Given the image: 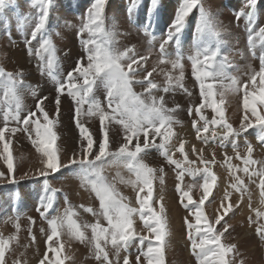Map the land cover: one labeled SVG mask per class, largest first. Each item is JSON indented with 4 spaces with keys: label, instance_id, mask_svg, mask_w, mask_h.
<instances>
[{
    "label": "snow or ice",
    "instance_id": "1",
    "mask_svg": "<svg viewBox=\"0 0 264 264\" xmlns=\"http://www.w3.org/2000/svg\"><path fill=\"white\" fill-rule=\"evenodd\" d=\"M258 2L259 0H246L245 7L235 14L237 22L241 18L245 20L248 32V49L253 57H256L257 47L254 35L261 41L258 70L249 66V72L245 73L247 79L241 80L238 75L229 72V68L236 67V65L227 55H220L219 45L215 50L205 46L204 37L206 35L210 34L217 40L224 35L218 30V21L213 13L204 7L202 0H181L173 22L159 45L160 63L170 64L172 70L165 73V84L161 87L149 79L156 68L153 67L152 71L144 68L147 57H136L134 47H126L121 50L114 46L117 34L107 30L105 26L107 0H93L86 15L82 17L78 32L80 35L86 32L89 36V39L83 41L84 55L67 73L64 80L59 79L52 71L57 59L56 45L53 43L52 37L46 33L52 0H37L39 8L37 19L30 38L25 36V43L29 55H35L38 60V71L42 75L46 74L54 82L56 117L53 118L45 110L44 103L48 99L46 96L37 98L35 111H28L22 115L23 103L20 90L28 88L31 95L35 97L37 89L25 83L23 70L6 71L4 67L0 66V87L4 90V100L0 101V114H2L3 120V126L0 127V144L3 147V150L0 151V159H3L7 169L6 172L0 171V181L6 182L10 174L14 172L13 152L10 146L11 137L17 133L25 134L35 151L40 154L42 168L39 170V176L45 178V194L40 197L37 212L48 225L47 250L39 259V264H65L67 260L71 259L70 256L64 255L65 245L63 243H60L58 247L53 246V243H57L62 234L67 235L70 240L89 245L94 251L95 258L102 261V264H114L107 250L109 246L116 250L115 264H120L121 250L127 252L130 246L137 242L143 246L145 241L148 242L146 251H141V254L135 257L134 262L128 255L123 256L122 264H141V255L145 258L146 264H166L169 230L165 208L161 203L159 211H156L150 203L153 194V179L156 177L157 171L161 174L159 179L163 184V168L150 167L142 158V154L152 148L159 150L160 155L165 158L167 163L174 165L177 169L176 191L180 193V202L183 206L186 209L191 208V215L195 220L193 223L189 217H185L184 223L188 228V238L191 241V251L196 258V264H245L244 259L237 260L240 255L237 246L227 243L225 240L229 226L226 223L221 224V221L234 207L231 203L225 206V201L229 200L231 193L227 189L225 190L220 208L217 209L212 219L204 211L205 202L209 201L213 189L217 185V176L212 171V165L217 162L215 153L212 154L211 159H206L202 154L203 149H200L198 158L203 167L193 168L190 165L195 164V161L189 160L185 151V141L181 140L177 151L183 156V161L173 159L169 154V146L175 135L173 124L181 123L175 115L180 109V105L177 104L169 108L166 105L165 96H157L155 93L158 91L174 93L176 89H179L191 96L184 84L183 61L185 57L181 51L180 36L186 27L188 17L198 11L199 19L196 23L198 40L194 54L189 55L187 60L191 62L192 76L199 85L200 103L195 106V113L203 124L201 126L197 120H193L192 126L197 138L205 144L209 140L215 141L217 138L220 140L221 147H225L228 143L231 144L236 158L243 161L244 167L241 169L239 165H233L232 157L224 153V164L234 181L230 187L241 193V198H243V193L248 191V186L237 173L241 171L245 173L250 183H255L254 178L258 177L257 186L260 191L261 203L264 204V163L258 169H250V165L254 166L258 163L252 158L253 145L246 142V154L241 156L238 151L237 139L242 132H246L249 128L259 127L260 134L257 136V141L261 146H264V26L256 31ZM136 5L137 0H131V7L128 9L129 15ZM10 6L11 0H0V16ZM155 6L156 0H152V8ZM149 11L151 12V8ZM8 34L11 36L10 31ZM38 35L41 39L38 47L34 49L32 42L37 40ZM145 35L151 36L149 43L156 39L147 31V28ZM173 42L176 45L175 58L166 60L165 57L169 55L168 46ZM138 72H147V75L143 79H136ZM173 72H178V75ZM134 84L146 86L143 87L141 93H137L134 91ZM98 88L105 90L107 110L94 97L95 90ZM65 94L70 96L76 105V125L80 129L81 139L86 140V145L81 144L82 157H77L74 154L67 164L61 162V150L57 144L59 137L55 130L58 124L61 97ZM228 96L239 97L238 102L243 109V118L239 128H234L225 118L224 105ZM217 97L219 98L217 99ZM85 104L88 105L86 112L83 111ZM206 107L212 109L213 115L210 119L204 115L203 110ZM37 112H39V116ZM192 112V107H189V115ZM81 115H86L89 118L98 117L101 132L99 140H94L88 129L80 122ZM13 123L16 126L10 127V124ZM110 125H119L124 133V142L115 151L110 150ZM210 125L222 126L225 131L218 137V134L213 130L211 136H208L206 134L209 132ZM157 137L160 138L159 143H156ZM192 151L194 153L198 151L194 145ZM109 158H111L110 163H122L130 173L134 174L135 179L125 180L120 177V182L139 189L136 192V202L139 207L125 203L127 197L118 191L115 183L108 182L102 174L104 163ZM74 167L79 169L81 186L90 189L99 201V209L92 207L84 209L96 217L93 223H79L74 219L78 213L71 206L66 207L62 215L49 218L50 210H54V194L57 190L48 185L47 177L50 173ZM185 174L202 175L203 182L199 185L202 194L198 200H194L190 194L192 185L188 186L187 191L181 186ZM145 189L147 195L141 197L140 193ZM185 197L187 203H185ZM18 198L19 194H17ZM160 199L162 200L163 197ZM65 202L68 203L67 197H65ZM221 209L223 210L222 214ZM253 211L256 220L252 221L249 217V221L256 223L255 231L264 240V222H262L264 221V211L259 209ZM137 216L149 235H143L136 231ZM16 219L18 221L19 216ZM101 219L106 223H102ZM29 220L30 223H34L32 218ZM217 225H221V228L218 229ZM15 227L18 231L20 228L18 222ZM40 231L44 233L45 230L41 228ZM29 234L34 244L36 236L32 233L31 227ZM54 238H56L55 241ZM15 239V236L8 238L0 236V264H8L7 254L11 253V241ZM28 246L25 245V248ZM49 253H52L51 257ZM11 264H20V258L13 259Z\"/></svg>",
    "mask_w": 264,
    "mask_h": 264
},
{
    "label": "bare ground",
    "instance_id": "2",
    "mask_svg": "<svg viewBox=\"0 0 264 264\" xmlns=\"http://www.w3.org/2000/svg\"><path fill=\"white\" fill-rule=\"evenodd\" d=\"M118 1L119 0L107 1V8L105 11L106 29L111 32H115L117 34L115 36V41H116V43L114 44L115 47L122 49L135 45V47H137V50H135L136 57H141V56L147 57V60L144 62L145 65L148 62L149 58H153L155 55V52H151V51L148 52V50L145 49L149 41L151 40L150 35H145V29L147 28V31L151 33V35H153L152 32L155 30L152 31L151 29L152 27L149 25L150 22L149 18H145L144 20H142V22H138L137 24L134 21V19L138 16L137 11L138 12L140 10L148 11V5L150 4V1L137 0L136 7L132 9L134 10V14L132 16L129 15L128 12V9L131 7V0H125V5L119 4ZM180 2L181 0H159L158 9L155 12L157 16V24H156L158 30L157 35H159L158 37H156L157 41H162L163 37H165L166 28L167 27L169 28L170 25L172 24L170 22V19H174L176 10ZM202 3L204 7L208 6L212 10V13L216 21H218V30L224 33V35H222L219 40L214 38L216 47L217 45L220 46V50H219L220 55L233 49L236 54H239L240 59H242V61L245 62V68H241V70H239V74H236V70L234 67L229 68V72L233 75H238L241 80H246L247 76L245 75V73L249 72L250 70L249 66H251V68L256 70H258L259 68L258 57L261 51L260 49L261 41L258 37H255L254 35V40L257 44L256 58H254L249 53L248 43H247L248 32L246 31V23L244 18H241L239 22H235L230 26H226L227 32L224 31L223 28L224 23L221 22L222 19L225 17V15L228 14V12L230 13H232V11L239 12L241 9H243L245 7L246 0H202ZM16 4L13 0H11V6L7 8L8 11L5 12L4 15L0 16V23L2 24L7 23L8 20H12L13 22V24L12 23L7 24V26L12 25L9 28V30L7 29V32L5 28H4L5 30L3 29L2 31H0V61L1 62L17 61L20 67L28 68L31 60L36 59V56L29 55L27 51V45L25 43V38H22L21 36H19L18 38H14L13 33L11 34V36H9L8 33L10 29L14 28L15 26L14 24L16 22L27 26L35 25L39 8H38L37 0H17ZM90 6H91V0H54L52 7L50 8L49 16L54 20H57L58 17H61V19H63L64 22L59 23L57 27L54 26L55 28H51L49 25H46V33L47 35L54 37L55 35H57V33H60V31L63 29L64 39L66 43L69 41L72 42L69 44H64L62 42H59V44L56 45L57 59L59 54L61 53H64L66 55L75 54L76 53L75 48L77 49V55L71 58L69 62L77 63V61L84 55L83 41L89 39V37L87 34H85L86 32L83 35H80L78 30L82 22V17L85 16L87 9ZM256 13H257V22L255 28L256 31H258L260 27L264 26V0H259L256 8ZM196 14L199 15V12L196 11ZM146 15L148 14L146 13ZM4 17L8 19L5 22H4ZM73 19H74V23L69 24L68 22L71 20L73 21ZM120 32H125L123 34V38L125 40H123L118 36V33ZM193 32L196 31L194 30ZM24 33L25 35H28L27 28L24 30ZM187 34L190 35L191 37L194 35L192 34V27L189 26L187 27V31L183 36L184 39L181 40H185ZM208 36L209 34L206 35L204 39H207ZM19 39L21 40V43H19ZM40 39L41 37H37V40L32 42V47L34 49L38 47ZM192 47L191 46L189 47L188 53L193 52ZM183 49L187 52L184 46ZM172 51L175 52L176 50L172 48ZM241 53H243V55H241ZM171 59H173V57ZM186 64L191 65V62L187 61ZM144 68H146L148 71H152V68H149L147 66ZM184 71H185L184 83L194 82L195 78L192 76V70L188 68H184ZM176 73L178 74V72ZM146 75L147 72H138L136 79H143V77ZM38 76L39 78L37 79L40 81L42 74H38ZM149 79L152 80L154 79L159 85H161V87H163L165 84V74L164 75L153 74L151 77H149ZM38 80H36V83H32V86H37L39 83ZM133 87L135 92L141 93L143 91L144 86L139 84H134ZM160 93L161 95L167 94L163 92ZM169 93L173 95L172 98H169L168 101H165L166 105L169 108H172L177 104L180 105V109L175 115L176 118L181 122L178 124H173V130L175 135L169 146V154L172 155L173 159L183 161V156L177 151V148L181 140L185 141V151L188 154L189 160H190V156L195 154L199 155L200 149H203L202 154L206 159H211L212 154L215 153L217 162L212 165V171L217 176V183L221 184L222 182L221 185L223 186L224 178H226L227 179L226 185L230 186L234 181L228 168L224 169L223 172L222 167L218 166L219 164L224 162V153H227V155L231 156L232 159L234 160H239V162H237L236 165H239L241 169L244 167L243 161L241 159L236 158L230 143H228L224 149L220 150L215 144L216 141L220 142L219 138H217L215 141L209 140L207 144H205L202 140L197 138L195 129L191 126V124L193 120H197L201 126L203 124V122L199 120V117L195 113V106L200 103L199 95L190 92L191 96H189L179 89H176L174 93L173 92H169ZM45 94L48 97L47 101H45L44 103L45 110L50 113V116L55 118V113L50 109V104L51 105L55 104V94H52L50 92H46ZM218 98L219 97H217V99ZM62 99L59 109L60 113L63 112ZM96 99L99 100L101 103L103 102L102 96L98 97L96 95ZM229 101H230L229 103H226L225 101V105H224L225 118L228 120L229 123L233 125L234 128H239L240 121L243 118L238 113L239 99L237 100L236 96H229ZM86 106L88 107L87 104ZM189 107H192L193 112L191 115H189L188 113V118H185L182 116L181 112L183 110H186L188 112ZM203 112L204 115L209 117V119L213 115L212 109L207 107L203 110ZM38 115H40L39 112ZM71 121L72 120L65 122L60 118L59 115L58 124L56 125V129H55L59 137L57 140V144L61 150V162L65 164H67L68 160L72 158L74 154L77 157H82L83 154L80 151L81 144L86 145V140L81 139L80 129L77 127L76 124H74L76 123V121L74 123H72ZM83 122H86V129H88V132L91 133L93 139L99 140L101 138V132H100L98 117H93V119L91 120V118H89L88 116H84ZM213 130H215V132L218 134V137L221 136L225 131V129L222 126L210 125L209 132L206 135L211 136ZM246 132L248 134L255 136L254 138H256V144L259 148L258 149L256 147H253L254 150L252 153V158L256 160L258 163L254 166L250 165L249 167L250 169L252 168L258 169L261 167V164L264 163V153H263L264 146H261L257 141V136L260 134V129L259 127H252L249 128ZM202 135H204V133H202ZM123 136H124L123 130L119 125H110L109 126L110 148H118L119 145L124 142ZM118 137L121 139H119ZM237 139H238V151L240 152L241 156H244L246 154V142L251 143V141L248 137L242 135H240ZM156 140L160 141V138L157 137ZM20 142L21 140L19 138L16 139L10 145L11 148L15 150H21L22 148H25L24 145L22 146ZM193 145L198 150L196 153L192 151ZM25 150L26 152L24 151L25 152L24 155L22 153V155L24 156L23 160L18 155L13 156L14 172L10 174L8 180L6 182L0 181V187H2V189H0V226H2L0 230V236L4 238H8L10 236L16 237L15 240L11 241V249H12L11 253L7 254L8 264H11L12 260L16 259L17 257L20 258V264H39V259L42 258L43 253L47 250L46 240H47L48 229L45 230L44 233L38 234L36 238V242L33 244L32 240H29L25 237V234L29 231V228L31 227V230L33 228L26 219H19L18 221L16 219L10 222H7L5 219V216L9 214V212L13 208L14 187L12 185L14 184L19 185L20 187H23L20 190H24L27 187L22 183V180L32 179L35 180L37 183H39L38 185L39 191H41L43 195L45 194V180H44L45 178L39 176V170L42 168V165L40 163V159H41L40 154H38L35 151L33 145L27 147ZM142 158L150 167H153L155 169L163 168V184H161V181L159 179V176L161 175L159 171H157L156 177L153 179V193L159 197H156L155 199L152 197L150 201L152 207L156 211H159L161 203L164 206V202L160 198L168 197L173 202L179 203L183 211L190 216L192 222L194 223L195 220H194V216L191 215V211H192L191 208L186 209L183 206V204L180 202V193L176 191V184L178 181L176 179L177 169L175 168V166L168 164L165 158L160 155L159 150L157 156H155L153 153L148 151L145 154H142ZM110 160L111 159L109 158V160L105 161L102 174L104 175V177L107 179L108 182L115 183V186L118 189V191L122 193L124 197H127L125 203H129L133 207H139L138 203L136 202V192L139 189L137 188L134 189L130 184L124 183L125 184L124 185L123 183H121L120 177H123L126 180V176L122 172V170L119 169V167H124V166L122 163L112 164L110 163ZM24 164L28 165L29 167L28 170L25 169ZM190 166L193 168L203 167V165L200 164V161ZM6 170H7L6 165L4 164L3 159H0V171L6 172ZM71 174L69 175V177L71 176ZM237 174L239 175V173ZM66 175L64 174V172L61 173V175L57 173H50L47 177V183L53 189L58 187L61 193L64 194L70 193L69 196L71 197L73 196L71 193H74L76 210L78 213L75 219L79 223L83 224V223L95 222L96 217H94L91 213H88L84 210L87 207H92L93 209H99L97 203L94 201L93 198L95 197V194L92 192L90 193L87 190H84V187L82 188L81 185H77L78 187L79 186L81 187V189L79 188L80 192L77 191L76 189L78 188H76L77 186L75 185L77 184L78 180H76V183H74L75 185L72 184V187L70 188L71 184L70 186L68 184L72 180H70L67 177L68 175L67 176ZM74 175H72V177ZM77 175L79 177V174ZM76 177L77 176H75V178ZM241 178L244 179L245 183L252 186L253 192L257 194V198L261 202L260 191L257 186L259 183V178L258 177L254 178L256 181L255 183H250L248 177L241 176ZM197 179H202V180L198 182L196 181ZM202 182H203V177L201 174H197L196 176L185 174L181 186L184 188L185 191H187L188 186L192 185L193 187L190 194L193 196L194 200H198L199 196L202 194V189L199 188V185ZM225 190L226 189H217L214 192L213 197L210 196L209 201L205 202L204 211L205 214L208 215L210 219L214 217L211 214L212 209L215 207L220 208V203L223 198ZM78 193H80V195H78ZM235 193L236 191L232 189V193H231L232 198H235ZM140 195L141 197L146 196L147 192H141ZM24 198H25L24 194H21L19 197L18 210L22 212L27 211L33 217L38 219L39 213L33 208L29 207V205L25 204ZM78 200H80V202ZM226 202L228 201H225V203ZM185 203H187L186 197H185ZM245 203L246 200L243 198L242 206L240 208L243 212H244ZM165 213L167 216L168 230H169L166 253L169 255H173V254L180 255L186 253L187 252L186 249L179 248L176 245H173L172 243H168V241L169 240L177 241L179 245H182V242H184L186 239H189L188 230L182 225L173 223L171 220L170 213L166 208H165ZM17 222L20 225L18 231L15 227ZM101 222L106 223L102 219ZM135 227L137 232L143 235H149L147 229L143 227L142 222L139 220L138 216L136 217ZM89 235H90V230H89ZM234 235H235L234 232H232L231 234L226 233V237H225L226 242L233 243L236 245L237 243L234 241L237 238H235ZM238 237H240V235H238ZM55 240L56 238H54V241ZM72 241L73 240H70L67 235L62 234L59 238V241L57 243H53V246L58 247L60 243L70 244ZM255 241L261 246L264 245V240H262L261 238H255ZM147 243L148 242L145 241L144 251H146L147 249ZM137 244L138 242L136 243V245ZM25 245H29V246L25 248ZM243 248L244 247L241 245L237 246L238 252L240 253V255L237 257V260L244 259L245 264H264V251L261 252V254L257 258V261H255L256 255L260 253V251L252 254L251 252L243 251ZM167 254L165 256V259L167 257ZM49 256L51 257L52 253H49ZM136 256L137 255L133 257V261H135ZM179 257H178L179 260L178 262L180 264H183L184 258L182 256ZM94 260H96V258L95 255L93 254H87L81 257L82 264H88L89 262ZM141 260L145 261V258L141 256ZM178 262L176 261L174 262V264H178ZM65 264H77V261L75 259H69L65 262Z\"/></svg>",
    "mask_w": 264,
    "mask_h": 264
},
{
    "label": "rangeland",
    "instance_id": "3",
    "mask_svg": "<svg viewBox=\"0 0 264 264\" xmlns=\"http://www.w3.org/2000/svg\"><path fill=\"white\" fill-rule=\"evenodd\" d=\"M13 1L16 4L17 0H13ZM111 1H113V0H111ZM149 1H150V4L148 5V11H144V10H140L139 12L137 11L138 16L135 18L136 20L134 19V21L137 24L138 22H142V20H144L145 18H149L150 19L149 25L152 27L151 28L152 31L155 30L152 33H153V36H155V38H156L159 35H157V33H158V30H157V27H156L157 16H156L155 12H156V10L158 9V6H159V0H156L155 8H152V0H149ZM53 2H54V0H52V4H53ZM92 2H93V0H91V3ZM118 2H119V4L125 5V0H119ZM106 8H107V3H106ZM150 8H151V12L149 11ZM7 11H8V9L6 8L5 12H7ZM105 11H106V9H105ZM146 13L148 15H146ZM133 14H134V10H132L131 16ZM198 19H199V15L198 14H196L195 12L193 14H191L188 17V19H187V24H186V27L184 28L185 31H182L181 36H180L181 51H182V55L185 57V59L183 61L184 68H188V69H191V65L186 64L187 61H189V60H187V57L189 55L194 54L195 45H196L197 40H198L196 32H193L194 30L196 31V23H197ZM6 20H8V19L6 17H4V22ZM62 22H64V20L61 19V17H58L57 20H54V19H52L49 16L48 22H47L46 25H49L51 28H55L54 26L57 27L58 24L62 23ZM170 22L172 23L173 19H170ZM11 23L13 24L12 20H8L7 23H3V24L0 23V24H2V25H0V31H2L5 28L6 32H7V29L9 30V28L12 26V25H8L7 26V24H11ZM68 23L69 24H73L74 23V19H73V21L71 20ZM14 25H15L14 28L10 29V32H11V34L13 33L14 38H18L19 36H21L22 38H25V36L29 37V35L31 36V31L33 30V28L35 26V25L27 26V25L20 24L18 22H16ZM4 26H6V27H4ZM188 26L192 27V34H194V35L191 37V39L181 40V39H184L183 36L185 35ZM26 28L28 29V35H25V33H24V30ZM223 28H224V31L227 32L225 25H224ZM167 30H168V27L166 28V32H167ZM124 33L125 32L118 33V36L120 38H122L123 40H125L123 38V34ZM85 34L88 35V33H85ZM38 37H40V36L38 35ZM163 38H165V37H163ZM214 38H215L214 36L209 34L208 38L204 39L205 40V46L211 47L213 50H215L216 49V45H215V39ZM52 41H53V43L55 45H58L59 42H62L64 44L72 43L70 41L66 43V41L64 39V31H63V29L60 31V33L58 35H55L54 37H52ZM19 43H21L20 39H19ZM160 43H161V41H157L155 39L151 43H148L147 47L145 48L146 50H148V52L149 51L155 52L154 57L153 58H149L148 57L149 58V60L147 62L148 64L146 63L144 65V67L147 66V67L152 68V69H153V67H155L156 71L153 72V74H155V75H164L166 72L172 71L170 64H168V63H160V60H161V56H160V53H159V45H160ZM185 43H188L191 47L193 46L192 47V51H193L192 53H187L183 49V45ZM129 47H134V49L137 50V47H135V45H132V46H129ZM172 48H174L176 50V45H175L174 42L171 43L168 46L167 51H168L169 55L167 57H165L166 60H170L172 57H173V59L175 58V52L172 51ZM123 49L124 48H122L121 50H123ZM75 50H76L75 54H67L66 55L64 53H61V54H59L58 59H56V63L54 65L52 71H53L54 74L57 75V77L59 79L64 80L66 78V74L69 71H71L76 66V63L69 62V60L71 58H73L74 56L77 55V49L75 48ZM219 50H220V47H219ZM249 53L251 55L250 51H249ZM224 55H227L229 57V59L231 60V62L234 65H236V67H234L235 70H236V74H239V70H241V68H245V62L242 61V59H240L239 54H236L233 49L228 51V52L223 53L221 56H224ZM254 58H256V57H254ZM125 63H127V61H125ZM37 64H38L37 58L31 60L30 65H29L28 68L20 67L18 65L17 61H5V62H1L0 61V66L4 67L6 71L16 72V71H19V70H23V73H24L23 79H24L26 84H29L31 86H32V83H36V80H38L37 79V78H39L38 74H41L38 71V69H37ZM173 74L178 75L176 72H173ZM153 81L156 82L154 79H153ZM52 82H53V80L50 79L47 75H42L38 85L37 86H32L33 88L37 89V96H35V97L31 95V92H30V90L28 88H23V89L20 90V95L22 97V103H23L22 115L26 114L28 111H35L36 110L35 109V105L37 103V98L46 96V94H45L46 92H50V93L56 95V93H55V85ZM184 84H185V87L188 89L189 92L199 95V85L197 84L196 81H194L192 83H184ZM144 86H146V85H144ZM3 91H4L3 88L0 87V101L4 100ZM95 94L98 97L102 96V101H103L102 102V106H104L105 109L107 110V100L105 98V96H106L105 90L103 88H98V89L95 90ZM155 94L157 96L161 95L160 92H156ZM96 95H94L95 99H96ZM172 95L173 94H170V93L164 94L165 101H168L169 98H172ZM61 99L63 101V105H62L63 112H61V113L59 112L58 118H59V115H60V118L63 121L66 122V121L72 120L71 122L74 123L76 121L77 117H76V113H75L76 105H75L73 99L70 96H68L67 94L62 95ZM238 99H239V97H237V100ZM229 102L230 101H229V96H228L226 98V103H229ZM87 108L88 107L85 104L83 106V111L86 112ZM50 109L55 113V117H56L55 104H52V105L50 104ZM238 113H239L240 116L243 117V109H242V106H240L239 104H238ZM181 114H182L183 117L188 118V112L186 110H183L181 112ZM37 115H38V112H37ZM84 116H86V115H81L79 117V119H80V122L83 124V126L86 128V122H83ZM92 119H93V117H91V120ZM74 124H76V123H74ZM2 126H3V120H2V114H0V127H2ZM14 126H16L14 123L10 124V127H14ZM191 126H192V124H191ZM241 135L248 137L250 139V141H251V144H253V147L258 148V146L256 144V138H254L255 137L254 135L248 134L247 132L241 133ZM18 138L21 140V142H20L21 145L22 146L24 145L25 148H22V149L20 148L21 150H15V149L11 148V150L13 152V156L18 155L23 160V158H24L23 155L26 152L25 149L27 147H30L32 144H31L30 140L27 138V136L25 134H23V133H17L15 136H12L11 137V144ZM119 139H121V138H119ZM159 142L160 141L156 140V143H159ZM215 144L218 147V149H220V150L224 149L227 146L226 145L225 147H221L220 142H218V141H216ZM116 149L117 148H110L111 151H115ZM2 150H3V147H2V144H0V151H2ZM148 151L153 153L155 156H157V154H158V150L156 148L149 149L146 152H148ZM22 153H23V155H22ZM198 156L199 155H197V154L192 155V156H190V160L195 161V163H197L199 161L198 160ZM89 158H92V157H89ZM237 162H239V160H234V159L231 160V163L233 165H236ZM218 166L222 167L223 172H224V169L227 168V166L224 164V162L219 164ZM24 167H25L26 170L29 169L28 165L24 164ZM77 168L78 167L68 168L69 170L68 169H66V170L64 169V171H63V169H61L60 170L61 172L58 171L56 173L59 174V175H61V173H63V172H64L65 175L67 173L68 176L67 175L66 176L70 180L74 181V182L70 181L69 184H68L69 186L71 184V186H70V188H71L72 184L75 185L74 183H76V180H78V181H77V184L75 186L81 185V184H79L81 182L79 181L80 179H79V177L77 175L78 171H79V169H77ZM119 169H121L122 172L125 174L126 180L127 179H135L134 174L130 173L127 170V168L119 167ZM67 170H68V172H67ZM69 172H70V174L72 173L70 177H69V175H70ZM74 174H76V175H74ZM223 174H225V173H223ZM72 175H74V176L72 177ZM239 175L248 177L242 171L239 172ZM75 176H77V177L75 178ZM201 180L202 179H197L196 181L200 182ZM226 182H227V179L224 178L223 186L221 185L222 182H221V184L217 183L216 187L213 189V194H212L211 197H213L214 192L217 189H227L230 193H232V188L230 186H227ZM22 183L27 187L24 190H20L23 187H20L19 185H16V184L12 185L14 187L13 208L9 212V214H7L5 216V219H6L7 222L16 220L17 216H19V219H26L29 222V224L33 227L32 228V233L37 238L38 234L41 233V231H40L41 228H44V230L48 229L47 222H46V220L42 219L40 217V215H39V218L36 219L30 213H28L27 211H23V212L19 211L18 210L19 198L17 199V194H19V197H20L21 194H24V196H25V198H24L25 204L29 205V207H31V208H33L34 210L37 211V208L39 207V204H40V197L43 196V193L41 191H39V189H38L39 183H37L35 180H32V179H26L25 180L24 179V180H22ZM245 184L248 186V191L243 193V198L246 200V203H245V206H244V212L240 209L241 206H242V199L243 198H241V193L236 192L235 193V198H232L230 196L228 202L225 203V206H227L228 203H231V204L234 205V207H233L232 211L229 212V214L227 216H225V219L223 221H221V224H225L226 223L229 226L227 233L231 234L232 232H234V234H235L234 237L237 238L234 242L237 243L236 246H239V245L243 246L244 247L243 251L251 252L252 254L255 253V252L260 251V253H258L256 255V260L255 261H257L258 256L261 254L262 251H264V245L261 246L260 244H258L255 241V238H260V237L257 235V233L255 231V229L257 227L256 223H250L249 217H251L252 221H255L256 220V215H255V212L253 210L254 209H259V210L263 211L264 210V204H262L260 202V200L257 198V194L253 192L252 186H250L247 183H245ZM81 187L77 186L76 188H78V189H76V190L80 192L79 188L81 189ZM0 189H2V187H0ZM55 189L57 191L54 194V210H50V217L49 218H51V216L62 215L64 213L65 208L69 207V206H71L77 212L74 193H71L73 195L71 197V196H69L70 193H68V194L61 193L58 187L55 188ZM84 190H87L88 192L91 193L90 189H88V188L84 187ZM144 192H147V190L145 189ZM249 193H250V197H249ZM78 195H80V193H78ZM65 197H67V201H68L67 204L65 202ZM80 197H79V199H80ZM152 197L155 199L156 197H159V196H157L156 194L153 193ZM93 198H94V201L97 203V205L99 207L98 199H96L95 197H93ZM78 201L80 202V200H78ZM162 201L164 202L165 208L170 213L172 222L175 223V224H178V225H182L188 230L187 225L184 223V220H185V217H189L190 218V216L183 211V209L181 208L180 204L177 203V202H173L168 197H163ZM217 209H219V208L215 207V208L212 209L211 214L213 216H215V214L217 212ZM220 211H221V214H222L223 210L221 209ZM29 218H32V220H34V223H30ZM75 218L76 217H74V219ZM262 222H264V221H262ZM1 227L2 226H0V230H1ZM216 227L218 229H220L221 225H217ZM238 235H240V237H238ZM25 237L27 239L31 240V236L29 234V231L25 234ZM168 243H172L173 245H176L179 248L186 249L187 252L183 253V254H180V255H176V254L169 255V254L166 253L167 254V257L165 259L166 260V264H174V262H176V261L178 262L179 261L178 260L179 256H182L184 258V263L183 264H196V258L192 254L191 241L189 239H186L184 242H182V245H179L177 241H170L169 240ZM63 244L65 245L64 255H68V256L71 257V259H75L77 261V264H82V261H81V257L82 256L87 255V254L95 255L94 251L91 250L89 245L81 244L78 241L73 240L70 244H66V243H63ZM144 249H145V244L143 246H140L139 243H138L137 245L134 244V245L130 246V248H129V250L127 252L121 250V252H120V258H121L120 259V264H122L123 256L128 255L130 257V260L133 261V257L135 255H140L141 251H144ZM107 250H108V253H109V257L113 260V262L115 264V261H116V250L114 248H112L111 246H109ZM18 252H20V251H18ZM88 264H102V261H98L96 259L94 261L89 262ZM141 264H146V261H142L141 260ZM178 264H180V263L178 262Z\"/></svg>",
    "mask_w": 264,
    "mask_h": 264
},
{
    "label": "flooded vegetation",
    "instance_id": "4",
    "mask_svg": "<svg viewBox=\"0 0 264 264\" xmlns=\"http://www.w3.org/2000/svg\"><path fill=\"white\" fill-rule=\"evenodd\" d=\"M205 8L207 10H209L210 12H212V10L208 6H206ZM195 13H196V11H195ZM236 13H237L236 11H232V13L228 12V14L225 15V17L222 19L221 22H223L225 26L232 25L233 23L237 22L236 16H235ZM185 39H187V40L191 39V36L187 34ZM183 46L185 47V49L187 50V53H188V49H189L190 45L188 43H185Z\"/></svg>",
    "mask_w": 264,
    "mask_h": 264
}]
</instances>
